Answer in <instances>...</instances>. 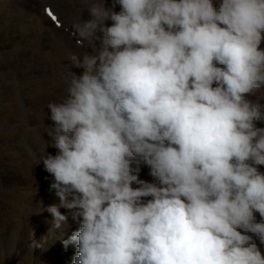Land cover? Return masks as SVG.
Segmentation results:
<instances>
[{"label": "clouds", "instance_id": "9594fccd", "mask_svg": "<svg viewBox=\"0 0 264 264\" xmlns=\"http://www.w3.org/2000/svg\"><path fill=\"white\" fill-rule=\"evenodd\" d=\"M87 3L40 158L72 264H264V0Z\"/></svg>", "mask_w": 264, "mask_h": 264}, {"label": "bare ground", "instance_id": "6f19581e", "mask_svg": "<svg viewBox=\"0 0 264 264\" xmlns=\"http://www.w3.org/2000/svg\"><path fill=\"white\" fill-rule=\"evenodd\" d=\"M15 1L0 0V67L3 68L0 74V91L3 93L0 99V113L6 115V118H10L13 122L14 120L16 122L17 119L20 120V125H14L13 122L11 125H3L5 124L3 123L4 120L0 121V179L5 175L8 178L10 176L8 181L10 185L7 183L5 187L0 189V197H2V201H7L8 198L11 200V197L15 196L18 198V203L29 196L34 202L40 197H46L43 203L39 202L37 214L43 215L45 213V217L48 218L52 216L44 211V207L56 203L57 200L54 201L53 198L57 197L54 190H50L48 187L52 183L53 177L45 171L43 163L40 162L45 151L53 155L56 154L55 148L48 147V137L46 136L47 124L52 123L51 120L46 119L47 104L62 98L66 88L65 77L70 70L77 74L83 72L81 68L73 67L71 69L69 58L74 53L82 55L88 51V45L82 44L74 38L71 27L81 16L83 19L89 18V14L85 10L88 3L87 0H72V4H77L78 9L70 10L68 17H66L61 9L50 0V2L39 1L38 10L34 0H18L19 5H16ZM63 1L70 2L69 0L68 2L67 0ZM108 3L110 4L111 0H108ZM47 8H50L57 16L56 21H63L61 29L56 27L52 18L46 14ZM67 25L68 28L70 27L68 33L62 30ZM14 43L16 46L11 47ZM39 51L42 56H35ZM29 61L33 63L28 65ZM59 68H62V71ZM15 89L19 90L15 92ZM19 92H23V99L17 96L20 94ZM17 112L19 113L18 118L13 116ZM19 137L20 139H17L15 145L5 146L7 141L11 142V140ZM6 148L8 151L13 149L11 150L13 153L9 151L11 154L5 155L2 150ZM10 157H15L17 162L11 163ZM35 158L39 159L40 163L31 161ZM24 171L26 174L27 171L30 174L35 172L36 175L34 178L32 177L33 174L28 177L25 175L27 178L24 181L22 179L24 176L20 175ZM140 178L152 180L147 166L141 167ZM29 182H32L31 185ZM16 183L26 184L23 186L25 188H13V184ZM61 211L67 212L66 209H61ZM32 214H27V216L33 217ZM4 227L6 228V226ZM62 227H73V231H75L78 224L69 215L67 223ZM72 232L66 234L67 238ZM42 240L39 239L36 245L30 248V252H39ZM51 241L54 240L50 235L43 248L44 251L49 250L48 256L42 263L35 260L34 264H72V257L76 251L75 247L73 245L64 247L63 244L59 248L57 245L51 244ZM17 257L18 253L9 256L8 263L12 264Z\"/></svg>", "mask_w": 264, "mask_h": 264}, {"label": "rangeland", "instance_id": "374dc122", "mask_svg": "<svg viewBox=\"0 0 264 264\" xmlns=\"http://www.w3.org/2000/svg\"><path fill=\"white\" fill-rule=\"evenodd\" d=\"M17 1L18 0L15 1V4L19 5V1L18 2ZM34 1L36 3V9L38 10V3H40L39 1H43V0H34ZM44 1H49V0H44ZM50 1L53 4H56L57 7L59 9H61V11L64 13V15L66 17H68L70 10L74 11V9L75 10L78 9V5L72 4V0H69L70 1L69 3H66L63 0L62 1L61 0H50ZM67 2H68V0H67ZM52 21L55 23L56 27H58L59 29L62 28L63 21H60V20L59 21L52 20ZM69 29H70V27L68 28V25H67L66 28L63 27L62 30H63V32L68 33ZM69 34H70V32H69ZM58 39H59V37L57 38V40ZM15 46H16V43L11 45V47H15ZM30 54H32V53H30ZM36 54H35V56H42L40 51ZM32 63H33L32 61H29L28 65H31ZM59 69H60V71H62V68H59ZM2 71H3V68L0 67V74L2 73ZM17 90H19V89H15V92ZM2 96H3V93L0 91V99L2 98ZM17 96H20V99H23V92H21L20 94H17ZM14 109H15V107H14ZM2 116H4V117H2ZM13 116L18 118L19 113L17 112ZM0 118H1L0 121L4 120L3 123H5V124L2 123L3 125H11V123L13 122L10 118H6V115H3V113H0ZM19 123H20V120L17 119L16 122L14 120V122L12 124L20 125ZM17 139H20V137L11 140V142L7 141L6 142L7 144L5 143V146L9 147V146L15 145L17 142ZM8 144H10V145H8ZM11 150H13V149H9V151H11ZM2 151L5 155L11 154V152L13 153V151L9 152L8 148H6L5 150H2ZM9 160L11 163L17 162L15 157H10ZM38 160L39 159H37V158L31 159V161H33V162L35 161L34 163H38L39 162ZM36 161H38V162H36ZM261 171H264V166H261ZM34 173H32L33 174L32 175V174L28 173V171H27V174H26V171H24V172L20 173V175L24 176V178H22V179H24V181H26L25 178H27L29 175H32V177L34 178V175H36V173L35 174ZM9 180H10V176H9V178L6 175L4 177H2L0 179V189L2 187H5L6 184L9 183L8 182ZM31 183L32 182H29V185H31ZM21 184L22 183L13 184V188H20V189L25 188L23 186H25L26 184H24V183L22 185ZM8 185H10V183ZM48 187L50 188V185H48ZM8 197H9V195H8ZM29 197H27L25 200L19 201V203L17 200L18 198L15 196L11 197V200H10V198H8L9 200H7V201H4V200L2 201L1 200L2 197H0V201H1L0 202V264H9L8 263L9 256L15 255L16 253H18V257L16 258V260L12 264H34L35 260H37V262L42 263L44 261V259L48 256V253H49V250H47V251L43 250L45 243H47L46 242L47 238L51 235L53 240H54V241H51V244L57 245V247L61 248L63 245V241L67 239L66 234L68 232H72L74 229L73 227H69V228L68 227H64V228L61 227L59 229H53L52 217H48V218L45 217V213L43 215L37 214V212H38L37 209L39 208L40 203L41 202L43 203L44 199L46 197H40L38 200L36 199L37 201H35V202H34V200L32 201V198H29ZM53 200L55 201V200H57V198H53ZM10 203H12V204H10ZM30 213L31 214L33 213L32 214L33 217L27 216V214H30ZM4 226H6V228ZM9 239H10V242H9ZM39 239H41V240L43 239L41 241L42 245L39 249L42 252H40V251L37 253L30 252V248H31L30 245L33 244V241L38 242ZM3 245H4V247H3ZM261 247H262V251H264V246H261ZM63 249L65 250V248H63ZM27 252H28V254H27Z\"/></svg>", "mask_w": 264, "mask_h": 264}]
</instances>
